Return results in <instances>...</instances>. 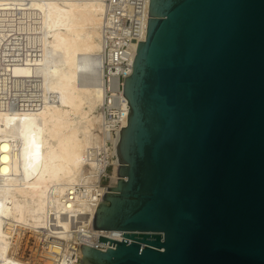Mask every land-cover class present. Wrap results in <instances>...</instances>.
I'll return each instance as SVG.
<instances>
[{
    "label": "water",
    "instance_id": "obj_1",
    "mask_svg": "<svg viewBox=\"0 0 264 264\" xmlns=\"http://www.w3.org/2000/svg\"><path fill=\"white\" fill-rule=\"evenodd\" d=\"M122 90L92 227L125 240L81 264H264V0H149Z\"/></svg>",
    "mask_w": 264,
    "mask_h": 264
},
{
    "label": "bare ground",
    "instance_id": "obj_2",
    "mask_svg": "<svg viewBox=\"0 0 264 264\" xmlns=\"http://www.w3.org/2000/svg\"><path fill=\"white\" fill-rule=\"evenodd\" d=\"M148 15L149 0H0V264H81L82 244L125 240L92 222Z\"/></svg>",
    "mask_w": 264,
    "mask_h": 264
},
{
    "label": "built area",
    "instance_id": "obj_3",
    "mask_svg": "<svg viewBox=\"0 0 264 264\" xmlns=\"http://www.w3.org/2000/svg\"><path fill=\"white\" fill-rule=\"evenodd\" d=\"M132 2L134 1V0H131ZM136 2H139V1H136ZM139 5V4H138ZM137 5V6H138ZM117 13H119L118 12V10L116 11ZM120 14V13H119ZM123 26H125V24L123 25ZM118 32H121V30H119ZM144 41V40H143ZM141 42V41H140ZM107 50H109V49H107ZM135 55H136V53H135ZM134 58H135V56H134ZM133 61H134V59H133ZM108 65V64H107ZM127 64L125 63V66H126ZM132 66H133V63H132V65H131V72L129 73V74H124L123 75V77H122V81H124V79L125 78H127V77H129L130 75H131V73H132ZM122 87H123V82H122ZM122 92H123V90H122ZM108 118H112V116L109 114L108 115ZM122 130V129H121ZM91 246H93V245H91ZM94 248H96V249H99V250H102V251H107V249H109V248H113V246L111 245L110 246V243L108 242L107 243V245H105V244H98V245H95V246H93Z\"/></svg>",
    "mask_w": 264,
    "mask_h": 264
},
{
    "label": "rangeland",
    "instance_id": "obj_4",
    "mask_svg": "<svg viewBox=\"0 0 264 264\" xmlns=\"http://www.w3.org/2000/svg\"><path fill=\"white\" fill-rule=\"evenodd\" d=\"M108 69V68H107ZM111 167H109L108 169H107V173L108 174H110L111 173ZM102 184L104 185V186H109L110 185V181H109V179L106 177V178H103V180H102Z\"/></svg>",
    "mask_w": 264,
    "mask_h": 264
}]
</instances>
